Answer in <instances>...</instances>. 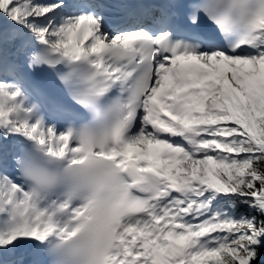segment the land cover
Returning <instances> with one entry per match:
<instances>
[{
    "label": "snow or ice",
    "instance_id": "obj_1",
    "mask_svg": "<svg viewBox=\"0 0 264 264\" xmlns=\"http://www.w3.org/2000/svg\"><path fill=\"white\" fill-rule=\"evenodd\" d=\"M0 264H264V0H0Z\"/></svg>",
    "mask_w": 264,
    "mask_h": 264
}]
</instances>
